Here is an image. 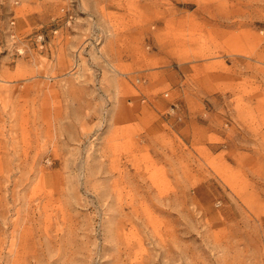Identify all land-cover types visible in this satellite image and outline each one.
I'll use <instances>...</instances> for the list:
<instances>
[{
    "label": "rangeland",
    "instance_id": "374dc122",
    "mask_svg": "<svg viewBox=\"0 0 264 264\" xmlns=\"http://www.w3.org/2000/svg\"><path fill=\"white\" fill-rule=\"evenodd\" d=\"M0 264H264V0H0Z\"/></svg>",
    "mask_w": 264,
    "mask_h": 264
},
{
    "label": "built area",
    "instance_id": "2783aa9c",
    "mask_svg": "<svg viewBox=\"0 0 264 264\" xmlns=\"http://www.w3.org/2000/svg\"><path fill=\"white\" fill-rule=\"evenodd\" d=\"M174 108H175V106L172 109H174Z\"/></svg>",
    "mask_w": 264,
    "mask_h": 264
}]
</instances>
